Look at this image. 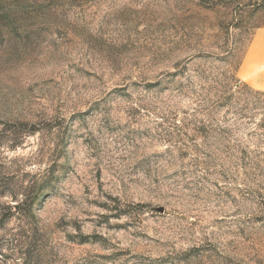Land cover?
<instances>
[{"label":"rangeland","instance_id":"374dc122","mask_svg":"<svg viewBox=\"0 0 264 264\" xmlns=\"http://www.w3.org/2000/svg\"><path fill=\"white\" fill-rule=\"evenodd\" d=\"M262 27L264 0H0V264H264Z\"/></svg>","mask_w":264,"mask_h":264},{"label":"crops","instance_id":"0c3cea01","mask_svg":"<svg viewBox=\"0 0 264 264\" xmlns=\"http://www.w3.org/2000/svg\"><path fill=\"white\" fill-rule=\"evenodd\" d=\"M239 70L247 81L264 90V27L254 31Z\"/></svg>","mask_w":264,"mask_h":264},{"label":"trees","instance_id":"16d2710c","mask_svg":"<svg viewBox=\"0 0 264 264\" xmlns=\"http://www.w3.org/2000/svg\"><path fill=\"white\" fill-rule=\"evenodd\" d=\"M23 204H24V203H22V204H20V205H19V204H18V205H16V208H19V207H20L21 205H23Z\"/></svg>","mask_w":264,"mask_h":264}]
</instances>
